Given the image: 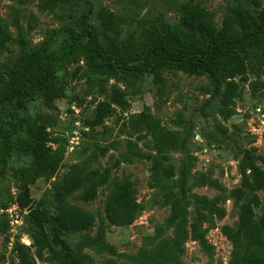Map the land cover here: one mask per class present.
I'll list each match as a JSON object with an SVG mask.
<instances>
[{"label": "trees", "instance_id": "obj_1", "mask_svg": "<svg viewBox=\"0 0 264 264\" xmlns=\"http://www.w3.org/2000/svg\"><path fill=\"white\" fill-rule=\"evenodd\" d=\"M83 1L87 10L69 11L74 26L63 29L64 37L56 48L52 47L53 34L39 46L27 48L20 31L15 38L0 19V53L14 40L23 47L14 59L0 62V173L5 172L12 153L28 157L26 164L13 169L12 177L17 182V204L28 209L24 228L29 227L31 239L30 246L19 240L14 242V257L8 264H38L37 259L42 258L44 251L55 264H82L66 235L90 230L95 214L70 201L76 192L82 201L91 202L97 198L99 190L109 184L104 200L106 218L117 226L131 224L140 210L133 181L126 176L110 179L112 168L134 157L151 161V184L162 189V203L169 207L167 221L173 226V237L158 242L140 256H129L132 264H181L179 254L189 237L207 246L198 223L208 216L220 219L225 216L224 193L239 203L236 225L221 226V232L232 245L229 263L264 264V169L258 164V161L264 163V154L244 147L239 150L240 180L231 189L206 174L190 177V157L181 160L178 167L169 159L170 152L186 150L187 139L179 131L163 125L149 107L122 115V126L130 137L122 159H115L112 166H94L109 149L108 146H95L72 162L64 176L52 183L54 212L48 211L42 198L31 195V185L40 177L53 175L61 165L63 155L52 147L43 115L28 113L27 105L38 95L47 106L62 96V89L56 86L58 73L69 64L82 61L76 68L80 69L81 78L90 75L107 77L115 71L157 75L165 67L189 75L207 74L212 83L211 98L223 119L233 114L231 106L240 95L241 83H248L252 94L264 84L261 79L264 73V2H258L252 11L244 7L241 0H234L217 29L210 11L187 0L182 6L183 27L160 28L141 18L124 33L123 18L103 7L94 11L89 0ZM50 5L53 2L47 1L43 7ZM90 14L95 16L103 33L113 34L108 44L103 45L97 40L88 22ZM15 24L18 26L17 20ZM103 94L104 98L94 104L85 121L88 130L103 126L104 120L117 109L124 113L130 108L120 87L110 85ZM133 136L138 139L150 137L155 154L141 153L131 139ZM191 184L208 185L220 193L213 197L190 194ZM246 195L249 197L242 201ZM190 200L193 201V221L188 219ZM6 207L8 205L0 209ZM0 214L8 227L5 215ZM82 244L99 248L108 246L89 236L82 239Z\"/></svg>", "mask_w": 264, "mask_h": 264}, {"label": "rangeland", "instance_id": "obj_2", "mask_svg": "<svg viewBox=\"0 0 264 264\" xmlns=\"http://www.w3.org/2000/svg\"><path fill=\"white\" fill-rule=\"evenodd\" d=\"M47 1L53 5L43 7ZM92 9L103 7L123 18L122 31H130L138 19L154 22L159 27L173 29L183 27L182 6L187 0H89ZM211 12L216 28L232 7L234 0H193ZM264 0H241L244 7L254 11L257 3ZM86 11L83 0H0V19L9 27L14 37L18 32L26 41L27 48H35L53 34L52 47L56 48L63 39V29L74 26L69 11ZM17 20L18 26L15 24ZM89 24L93 27L99 43L108 44L112 33L105 34L97 26L96 18L90 14ZM130 23V24H129ZM23 47L12 41L7 50L0 53V62L14 59ZM82 61L62 68L58 73L56 86L62 89V96L54 99L51 106L44 104L38 95L28 103L27 112L43 115L52 147L62 153L61 165L56 172L40 177L31 185V195L42 198L50 213L55 211L52 183L64 176L68 166L78 157L85 155L95 146H108L104 156L94 166H112L115 159H122L130 139L122 126V115L141 111L149 107L151 113L170 129L180 132L187 139L186 150L172 151L169 159L178 167L181 160L191 158L190 177L206 174L217 178L227 189L238 185L240 174L237 155L241 148H250L259 155L264 154V84L255 94L248 83H241V92L233 101V114L223 119L217 105L211 98L212 83L207 74L189 75L175 68L165 67L157 75L124 74L118 71L107 77L90 75L81 78ZM254 79L253 75H249ZM264 82V73L261 74ZM116 85L124 90L130 108L122 113L117 109L104 120L103 126L88 130L85 121L90 117L94 104L104 98V90ZM23 112H20L22 114ZM194 133H197L194 138ZM201 137V138H200ZM144 154H155L152 140L146 136L131 137ZM28 162V157L12 153L6 170L0 173V208L17 203V182L12 171ZM150 159L134 157L111 170V179L128 177L136 190V201L140 210L136 219L128 225L117 226L106 218L104 200L109 184L99 190L94 201L85 202L76 192L70 201L95 214L94 226L87 231L71 232L66 235L74 254L82 264H132L129 256H140L152 249L158 242L173 237V226L167 221L169 207L162 203V189L151 184ZM264 169V163L258 161ZM191 181V178H190ZM190 194L213 197L220 192L208 185H190ZM246 195L242 201L246 200ZM225 216H208L198 223L204 232L207 246L189 237L183 243L179 254L181 264H230L231 242L221 232L222 225L235 226L239 203L227 193L222 194ZM188 219L193 221V201L188 202ZM23 208V207H21ZM20 208V209H21ZM23 209L28 212V209ZM0 214V264H8L14 257L13 245L19 236L13 237ZM27 217V214H24ZM28 234L29 227L24 228ZM86 236L100 239L108 245H83ZM38 264H55L47 251L37 259ZM171 264V263H170Z\"/></svg>", "mask_w": 264, "mask_h": 264}, {"label": "built area", "instance_id": "obj_3", "mask_svg": "<svg viewBox=\"0 0 264 264\" xmlns=\"http://www.w3.org/2000/svg\"><path fill=\"white\" fill-rule=\"evenodd\" d=\"M0 213H3L8 222L9 232L15 236H21L19 241L25 245H31V239L28 234L24 232L26 210L20 209L17 203H12L4 209H0Z\"/></svg>", "mask_w": 264, "mask_h": 264}]
</instances>
